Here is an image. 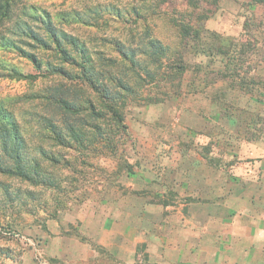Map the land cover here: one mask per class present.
I'll return each mask as SVG.
<instances>
[{
  "label": "rangeland",
  "instance_id": "374dc122",
  "mask_svg": "<svg viewBox=\"0 0 264 264\" xmlns=\"http://www.w3.org/2000/svg\"><path fill=\"white\" fill-rule=\"evenodd\" d=\"M7 1L0 36L23 52L0 44V100L18 122L19 163L37 160L52 184L0 172V264H232V225L264 218V5ZM47 16L77 38L83 60L70 47L62 63L53 45L12 33L22 21L44 37ZM227 48L251 93L225 75ZM48 62L65 72L48 73Z\"/></svg>",
  "mask_w": 264,
  "mask_h": 264
},
{
  "label": "trees",
  "instance_id": "16d2710c",
  "mask_svg": "<svg viewBox=\"0 0 264 264\" xmlns=\"http://www.w3.org/2000/svg\"><path fill=\"white\" fill-rule=\"evenodd\" d=\"M254 2L261 3L264 5V0H253ZM13 8L10 5V2L7 0H4L0 2V22L2 21H8L11 20L13 17ZM31 17H36L32 16ZM47 19H43L44 21V37H41L40 34L34 30L27 22L19 21L16 23L17 30L12 32L13 34H17L18 36H26L27 38L31 39L35 43L44 46V48H50L51 45H53V50L55 53L59 56L61 62H68L67 60L72 58L71 55H69L70 47L74 48L76 53H79L81 55V59L85 57L82 53V50H84L79 44L78 40L75 36L68 34L62 30L57 29L50 16L46 17ZM35 19V18H34ZM183 31L188 33V30L183 28ZM0 44L5 49L17 47V49L21 52L22 49L18 46H16L15 39L12 36H0ZM247 45V44H246ZM69 49V50H68ZM229 48H227L226 51V57L228 58L226 60V64L224 67H226V76L231 77L232 79H235V82L239 85V88H244L248 91V93H251V88H247L248 85H250V82L244 78V73H247V71L242 70L240 68L241 62L240 60H237V63L235 62L233 64L232 58L230 57V54L228 53ZM28 57H30V60L34 67H36L38 70H41L43 67V63L41 60H39L34 54H27ZM228 63V64H227ZM83 70L85 71L86 67L84 66V63L82 64ZM46 71L50 74H63L65 70L61 67V65H53L49 62L46 64ZM13 77L16 78H35L36 76L34 74H24L21 71L15 70L14 68L10 69ZM238 79V80H237ZM87 84L90 85V88L92 90L94 89L93 84H91V80L86 81ZM254 84V81L251 82ZM256 85H260L259 87L263 89L264 87V78L260 81H255ZM258 87V88H259ZM104 90L107 92V89L104 88ZM259 90V89H258ZM104 97L109 99H114L115 95L112 94H104ZM56 104L63 109L65 112L69 114L77 113L78 110L74 104H71L64 98H54ZM107 110L111 113L113 117L116 118V121L118 123H122V116L120 112H118L117 108H115L113 105H107L105 106ZM92 113L94 111H91ZM47 125L50 128V132L52 135V140L63 144L65 135H62L61 128L57 127L56 124H54V121L47 120ZM18 122L16 121L14 114L11 110L8 109L7 106L3 104V101L0 100V172L6 173L11 176H18L20 178H23L25 180H28L30 183L33 184H39L44 183L49 185V183L52 184L50 177H45L43 173L39 170V162L36 160L35 163L28 162V163H19L22 159V150L23 145L19 141L20 134L18 132ZM124 127V126H123ZM68 129H74L72 126L68 125ZM51 137V136H50ZM44 158L54 161V158L48 154L45 153L44 150L41 151ZM3 156L12 159L14 161L10 162L7 160H3Z\"/></svg>",
  "mask_w": 264,
  "mask_h": 264
},
{
  "label": "crops",
  "instance_id": "0c3cea01",
  "mask_svg": "<svg viewBox=\"0 0 264 264\" xmlns=\"http://www.w3.org/2000/svg\"><path fill=\"white\" fill-rule=\"evenodd\" d=\"M257 147L258 144L252 145V151ZM258 161L255 160L256 163ZM232 227L238 232L226 238V245L229 250L238 249L240 253L237 257L228 255L226 260L233 261L232 264H264V218L236 223Z\"/></svg>",
  "mask_w": 264,
  "mask_h": 264
}]
</instances>
